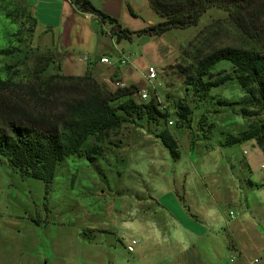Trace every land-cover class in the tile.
I'll return each instance as SVG.
<instances>
[{
    "label": "trees",
    "instance_id": "16d2710c",
    "mask_svg": "<svg viewBox=\"0 0 264 264\" xmlns=\"http://www.w3.org/2000/svg\"><path fill=\"white\" fill-rule=\"evenodd\" d=\"M15 2V8L5 10L4 14L12 21L27 16L34 40L30 39L24 50L19 46L0 47L3 65L0 70V162L6 160L21 176L41 179L48 187L67 157L90 152L102 154L103 139L126 121L144 125L162 142L172 159H180L178 141L167 125L168 105L156 95L138 101L135 93L140 88L135 84L111 88L89 71L83 75L64 73L55 50L36 45L37 19L24 3ZM72 2L82 11L99 16L103 23L114 24L112 33L117 41L131 40L134 34L161 36L171 29L198 25L211 8L225 11L241 43L209 42L208 35L214 33L210 24L184 48L187 64L181 63L178 67L185 80L186 97L175 105L177 123L192 128L190 101L214 102L218 107L238 104L241 114L251 123L247 130L231 135L221 145L256 139L264 149V0H150L161 20L135 32L98 9L91 0ZM31 57L35 66L20 68ZM221 60H228L230 65L217 68ZM55 65L57 71H54ZM229 81L237 82L244 92L236 101L213 94L214 89ZM199 121L200 126L204 125Z\"/></svg>",
    "mask_w": 264,
    "mask_h": 264
},
{
    "label": "crops",
    "instance_id": "0c3cea01",
    "mask_svg": "<svg viewBox=\"0 0 264 264\" xmlns=\"http://www.w3.org/2000/svg\"><path fill=\"white\" fill-rule=\"evenodd\" d=\"M20 1L37 19V44L53 48L67 74L89 71L104 82L113 83L114 77L115 82L141 89L144 78L148 80L149 65L165 72L174 57L171 48L175 44L168 45L163 39L168 31L161 36L134 34L131 40L123 39L137 46L129 53L125 42L113 35L114 24L103 23L72 0ZM91 1L132 32L161 20L150 0ZM123 53L126 63H122ZM83 54L90 61H82ZM102 56H109L112 63H102ZM247 142L260 157L254 154L252 160L239 159L227 149L215 151L208 168L210 182L197 183V201L192 205L181 200V192L183 196L189 193L186 183L159 191L153 186L144 191L145 199H138L135 193L114 199L110 223L105 219L97 223L103 234L101 244H105L106 234L126 246L133 239L139 243L133 251L127 248L132 256L122 258L113 242L109 247L89 246L96 242L93 235L82 249V264H264V177L257 174V169L264 173V149L254 139ZM243 153L248 152L244 149ZM8 225L7 218L0 217V264H42L41 249L24 245L23 237L8 231ZM72 254L73 250L66 249L63 261Z\"/></svg>",
    "mask_w": 264,
    "mask_h": 264
},
{
    "label": "rangeland",
    "instance_id": "374dc122",
    "mask_svg": "<svg viewBox=\"0 0 264 264\" xmlns=\"http://www.w3.org/2000/svg\"><path fill=\"white\" fill-rule=\"evenodd\" d=\"M15 6V0H0V47L19 46L24 50L29 46L30 39L34 40V35H31V21L27 16H20L14 21L5 16V10ZM210 24L214 33H208L209 42L215 45L241 43L240 35L228 20L227 13L211 8L198 25L171 29L166 33L163 37L165 42L171 46L175 44L171 48L174 57L172 55L169 59L165 72H159L158 77L151 81L144 78L141 86L148 90V99L156 95L160 102L168 105L170 117L167 125L178 141L182 154L180 160L170 158L162 142L144 125L126 121L103 139L102 154L90 152L67 157L58 166L55 178L48 187L41 179L21 176L6 160L0 162V217L7 218L8 231L23 237L24 245L41 249L42 264H82V249L93 235L96 242L89 246L109 247V243L113 242V247L122 258L130 257L133 252H129L127 246L115 240L113 235L106 234L105 244H101L100 235L103 234L98 231L97 223L102 224L104 219L105 223H110L114 199L131 193H135L138 199H145L147 193L144 191L153 186L159 191L167 186L186 183L189 184L186 186L189 193L183 196L181 192V200L192 205L197 201L198 186L210 182L208 168L215 151L227 149L239 159L252 160L254 154L260 157L248 140L221 145L231 135L237 136L247 130L251 123L241 114L238 104L218 107L214 102L196 104L190 101L193 107L192 128L177 123L175 105L186 97L185 80L178 67L181 63L187 64L183 50L200 30ZM204 36H207V31ZM123 41L127 52L137 49L136 45ZM229 65L228 60H221L216 67ZM2 66L0 57V70ZM34 66L35 60L31 57L20 68L26 70ZM57 70L55 65L54 71ZM96 78L104 82L100 77ZM112 82L108 83L109 86L116 88V82ZM213 94L236 101L244 92L237 82L229 81L214 89ZM135 98L140 101L136 95ZM199 120L204 125L200 126ZM92 142L93 139L88 148ZM244 149L247 154L243 153ZM257 174L264 177L261 169H257ZM66 249L73 250L74 254L63 261Z\"/></svg>",
    "mask_w": 264,
    "mask_h": 264
},
{
    "label": "built area",
    "instance_id": "2783aa9c",
    "mask_svg": "<svg viewBox=\"0 0 264 264\" xmlns=\"http://www.w3.org/2000/svg\"><path fill=\"white\" fill-rule=\"evenodd\" d=\"M81 60L85 61V62H88V61H90V58H89V56L87 54H83L81 56ZM100 61L102 63H106V64H111L112 63V60H111V58L109 56H102L100 58ZM126 62H127V56L123 53V55H122V63H126ZM158 74H159L158 68L156 66H154V65H149L147 67V71H146L145 77L149 81H151L153 79H156L158 77ZM116 85H117V87H125V86H127V84L122 82V81H117ZM135 95L140 99V101H145V100L148 99L149 92H148L147 89L141 88L135 93ZM170 123H172V121H170ZM262 169L264 171V165H262ZM231 214H232V212H231ZM138 243H139L138 239L131 240V242L127 246L128 250L129 251H133L136 248V246L138 245Z\"/></svg>",
    "mask_w": 264,
    "mask_h": 264
}]
</instances>
